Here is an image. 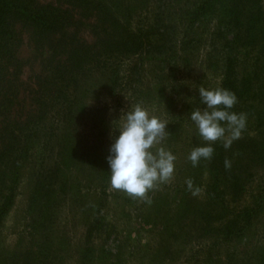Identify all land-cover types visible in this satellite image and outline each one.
I'll return each instance as SVG.
<instances>
[{"label": "rangeland", "instance_id": "374dc122", "mask_svg": "<svg viewBox=\"0 0 264 264\" xmlns=\"http://www.w3.org/2000/svg\"><path fill=\"white\" fill-rule=\"evenodd\" d=\"M37 1L73 9L64 1ZM110 1L125 10L127 15L121 16L129 29L145 31L153 24L163 37L157 47L120 54L90 74L85 71V80L74 86L80 94L71 100L72 111L64 110L63 123H50L45 131L55 132V146L30 147L20 159L12 203L0 216V264H254L264 243V163L245 162L242 191L235 195L220 181L224 194L213 201L206 194L213 175L210 160L193 167L187 159L193 148L206 146L190 119L192 110L206 107L198 89L217 88L221 79L210 35L216 18L206 13L192 24L189 11L196 0ZM78 12L75 7L70 12L75 22L70 33L95 41L99 29L94 18L80 20ZM16 27L22 67L14 116L29 108L32 88L37 76L47 72L48 58L46 51L35 49L29 28L21 23ZM182 38L193 41L187 45ZM244 53L240 49L242 60ZM249 69L244 63L238 66L240 74ZM130 103H141L168 122L170 134L159 146L176 156L174 179L148 193L151 204L110 185L107 156L113 127ZM236 113L247 114L242 137L264 135L255 126L257 117L264 118V99H247ZM219 146L221 141L212 145L214 150ZM188 178L201 188L198 196L187 189ZM257 205L252 225L232 240L221 241L216 227L209 228L192 213L209 208L214 215L227 214Z\"/></svg>", "mask_w": 264, "mask_h": 264}, {"label": "trees", "instance_id": "16d2710c", "mask_svg": "<svg viewBox=\"0 0 264 264\" xmlns=\"http://www.w3.org/2000/svg\"><path fill=\"white\" fill-rule=\"evenodd\" d=\"M59 1L66 2L73 9L78 8L80 20L94 18V28L99 29L95 41L87 42L76 33H70L69 28L75 23L70 13L73 9L41 4L37 0H0V216L12 203L20 159L25 158L30 147L43 144L52 149L55 146V132L48 134L45 131L51 127L50 123H63L64 110L68 113L72 111L71 100L80 94L74 86L85 80V71L90 74V71L94 72L120 54H134L152 45L157 47L158 40L163 37V31L155 30L153 24L145 31L129 29L121 16L127 14L125 10L121 12L119 3L112 4L110 0ZM196 2V6L189 11L192 24L199 22L206 13L216 18L214 30L210 33L214 42L212 45L217 48L215 55L218 59L214 66L221 74L218 87L234 92L237 97V103L230 111L236 112L238 104H246L247 99L263 100L264 0ZM19 23L29 28L36 42L35 49L46 51L48 58L45 61L47 72L37 76L35 88H32L29 108L23 114L16 112L18 116H14L19 104L18 81L22 67L16 55L21 44L16 27ZM187 41L180 40L188 45L193 39ZM240 49L245 50L243 60L239 57ZM240 63L250 69L240 74ZM57 106L58 110L55 109ZM255 126L257 132L264 134L263 117H257ZM226 158L231 161L230 169L225 168ZM210 162L213 175L206 186V194L212 195L213 201L220 200L223 189L229 186L237 195L244 186L243 173L247 164L264 163V135L259 134V138L256 135L243 136L228 149L219 146L215 148ZM246 174L249 175V170ZM220 181L226 185L223 189L218 185ZM45 188L48 190V186ZM258 208L259 205L241 206L227 214L218 212L215 215L208 208L192 213L209 228L216 227L215 232L222 241L244 235L252 225ZM209 222L216 224L212 226ZM259 248L258 260L254 264H264V243Z\"/></svg>", "mask_w": 264, "mask_h": 264}, {"label": "clouds", "instance_id": "9594fccd", "mask_svg": "<svg viewBox=\"0 0 264 264\" xmlns=\"http://www.w3.org/2000/svg\"><path fill=\"white\" fill-rule=\"evenodd\" d=\"M198 92L201 103L206 107L192 110L190 119L206 146H197L190 151L187 159L193 167L198 166L202 159L211 160L214 152L212 145L216 141H221L228 149L233 141L242 137L247 122L246 113L230 111L237 103L234 92L203 86ZM116 121L118 124L113 127L107 156L110 185L132 199L151 204L148 193L174 179L176 156L159 146L170 134L166 130L168 122L150 113L141 103H130L127 111H123ZM117 130L118 135L115 134ZM224 165L230 169L231 161L226 158ZM185 183L193 196L201 193V188L194 186L191 178Z\"/></svg>", "mask_w": 264, "mask_h": 264}]
</instances>
